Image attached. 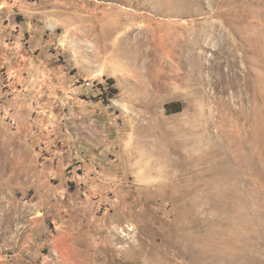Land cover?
<instances>
[{
  "label": "rangeland",
  "instance_id": "obj_1",
  "mask_svg": "<svg viewBox=\"0 0 264 264\" xmlns=\"http://www.w3.org/2000/svg\"><path fill=\"white\" fill-rule=\"evenodd\" d=\"M0 264H264V0H0Z\"/></svg>",
  "mask_w": 264,
  "mask_h": 264
},
{
  "label": "trees",
  "instance_id": "obj_2",
  "mask_svg": "<svg viewBox=\"0 0 264 264\" xmlns=\"http://www.w3.org/2000/svg\"><path fill=\"white\" fill-rule=\"evenodd\" d=\"M108 83L110 84L108 87V89L110 90L111 88V86H113L114 84H115V82H114V80L113 79H108ZM108 90V91H109ZM113 94H115L116 93V91L115 90H113V91H111ZM105 93V92H104ZM105 95H106V93H105ZM110 97H112V95L110 96ZM170 105H173V104H168L166 107H167V109L169 108V106Z\"/></svg>",
  "mask_w": 264,
  "mask_h": 264
}]
</instances>
